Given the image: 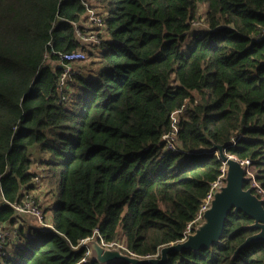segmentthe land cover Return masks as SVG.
I'll return each mask as SVG.
<instances>
[{
  "label": "trees",
  "instance_id": "obj_1",
  "mask_svg": "<svg viewBox=\"0 0 264 264\" xmlns=\"http://www.w3.org/2000/svg\"><path fill=\"white\" fill-rule=\"evenodd\" d=\"M94 2L0 0V229L19 226L0 264H99L83 262L81 246L95 231L140 258L159 255L185 240L223 175L215 145L250 161L264 188V0ZM88 7L104 15L98 50L72 24ZM75 51L89 64L61 92L59 55ZM178 111L179 151L168 152ZM43 184L33 199L49 204L53 230L10 206ZM253 223L232 212L218 244L165 264H264V241L235 256Z\"/></svg>",
  "mask_w": 264,
  "mask_h": 264
},
{
  "label": "water",
  "instance_id": "obj_2",
  "mask_svg": "<svg viewBox=\"0 0 264 264\" xmlns=\"http://www.w3.org/2000/svg\"><path fill=\"white\" fill-rule=\"evenodd\" d=\"M209 152L217 153L226 168V185L215 193L209 208L203 213V223L194 228L185 240L163 247L155 257L139 258L123 253L120 249L103 247L97 239L87 241L89 258L99 264L126 262L128 264H165L170 254L187 250L199 251L218 244L223 235L229 215L242 212L253 219L250 227L258 232L245 240L235 252V256L253 243L264 241V202L254 194L252 188H246L248 182L246 169L241 162L226 153L224 146L215 145ZM206 153V152H205Z\"/></svg>",
  "mask_w": 264,
  "mask_h": 264
},
{
  "label": "built area",
  "instance_id": "obj_3",
  "mask_svg": "<svg viewBox=\"0 0 264 264\" xmlns=\"http://www.w3.org/2000/svg\"><path fill=\"white\" fill-rule=\"evenodd\" d=\"M86 5V4H85ZM87 6V5H86ZM75 28V35L77 40L83 45L84 47H89L92 50H98L101 48L103 39L105 37V23H104V15L99 14L95 10H92L88 7V12L84 18L80 22L72 23ZM49 58V57H48ZM60 61L64 67V73L59 81V91H63L68 82L71 81L72 77L76 74L75 73V66L74 64L78 62H82L86 60V54L83 51H75L72 53H64L59 55ZM182 113V111H178L172 115V131L170 134L164 137L166 142L165 151L168 152H178L177 146V135H178V116ZM217 155V153H215ZM218 156V155H217ZM241 165H243L246 169V177L248 183L250 185L249 188H252L254 194L257 195L260 199L264 202V188L263 186L258 183L256 179L255 172L251 166V162L240 161ZM226 177V168H223V175L212 184L210 191L204 201V204L197 216V218L188 226V230L186 232V237L188 234L192 232V228H195L199 225L203 220V213L209 208L211 201L213 200L215 193L219 191V189L226 185L225 181ZM44 205V206H43ZM49 204L45 202V199H39L36 201L33 199L31 195L26 197V200L21 204H11L10 206L18 213V215H29L33 217L37 223L45 228L53 230L54 227L49 221L50 212L45 210V207ZM264 206V204H263ZM18 229L19 226L12 227L11 225H4L0 229V261L1 258L6 255L7 247L10 245L11 241H16L18 239ZM98 237V242L105 248L114 249L118 248L122 251L127 252L128 255L133 257H138L135 254L128 251L123 245L119 243H105L102 238L100 237L98 231H95L94 237L86 239L81 242L83 247H86V242L91 239H96ZM87 248L86 258L83 262H86V259H90V251ZM140 258V257H139Z\"/></svg>",
  "mask_w": 264,
  "mask_h": 264
},
{
  "label": "rangeland",
  "instance_id": "obj_4",
  "mask_svg": "<svg viewBox=\"0 0 264 264\" xmlns=\"http://www.w3.org/2000/svg\"><path fill=\"white\" fill-rule=\"evenodd\" d=\"M95 2H94V0H91V4L93 5ZM95 5V4H94ZM204 13H205V7L204 6H200V9H199V15H197V23H195V24H193V29H194V31H195V29L196 28H201V27H203V25H202V21H203V15H204ZM90 50V49H89ZM86 60H87V58H86ZM86 60H84V61H82V62H78V63H76V64H74V66H75V73H82V67L84 66V67H86V66H88V64H89V60H87V62H85ZM90 66V65H89ZM88 68H85V70H87ZM38 150L36 149V146L35 147H33V149H32V158H33V167H32V171L34 172V173H37L36 175H42V168H41V165L39 164V161H38V158H39V156H38ZM40 190L37 192V194L36 193H31V195H32V197H38L37 195L38 194H46V192H47V190H46V187H45V185L43 184V187H41V188H39ZM49 201H52V199L49 197ZM44 206V205H43ZM203 223V221L201 222V224ZM95 239H91L90 241H94ZM121 242H122V239L120 240ZM121 242H119V244L121 243ZM11 244H13L14 245V242L13 241H11L10 242ZM81 246H83V244L81 245ZM114 264V263H113Z\"/></svg>",
  "mask_w": 264,
  "mask_h": 264
}]
</instances>
